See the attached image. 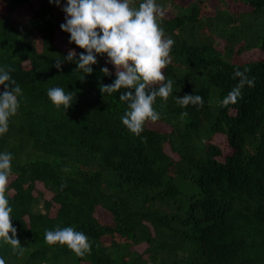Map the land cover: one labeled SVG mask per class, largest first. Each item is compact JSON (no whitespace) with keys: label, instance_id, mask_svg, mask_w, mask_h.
Masks as SVG:
<instances>
[{"label":"trees","instance_id":"16d2710c","mask_svg":"<svg viewBox=\"0 0 264 264\" xmlns=\"http://www.w3.org/2000/svg\"><path fill=\"white\" fill-rule=\"evenodd\" d=\"M204 1L187 6L167 1L176 13L159 23L175 43L163 73L174 84L167 102L157 98L154 108L161 115L155 123L171 129L153 130L146 122L141 136L147 141L142 142L121 122L127 105L119 96L125 90L110 95L99 90L116 78L115 72L102 73L104 55L97 56L91 75L76 71L75 62L63 63L59 71L54 66L68 53L54 43L60 22L56 4L3 0L0 67L12 69L23 95L9 131L0 136V152L13 155L9 188L14 191L6 196L17 239L26 248L19 256L0 242L5 264H178L180 253L183 264H264V0H233L250 8L248 15L256 21H244L257 28L251 41H246L244 23L236 25L245 13L235 17L225 9L205 16ZM200 25L220 34L222 50L205 29L208 40L187 37ZM224 28H238L237 34L229 37ZM83 51L77 47V60ZM246 51L260 56L231 61L233 54ZM197 68L212 69L205 84H197L191 73ZM237 69H249L254 86L246 85L235 103L222 107L238 83ZM53 87L76 93L66 112L48 99ZM212 89L218 91L215 105ZM185 94L202 96L203 107H180L176 98ZM185 111L188 116L181 121ZM220 137L228 154L215 141ZM65 167L70 171H62ZM36 183L51 194L49 199L35 196ZM98 208L109 215L107 222L95 215ZM57 225L89 237L91 254L80 258L67 246L48 245L45 230ZM161 231L159 248L151 251ZM140 245L143 249L136 250Z\"/></svg>","mask_w":264,"mask_h":264},{"label":"clouds","instance_id":"9594fccd","mask_svg":"<svg viewBox=\"0 0 264 264\" xmlns=\"http://www.w3.org/2000/svg\"><path fill=\"white\" fill-rule=\"evenodd\" d=\"M60 7V0H49ZM66 14L61 30L70 35V44L84 50L76 59L77 53L70 49L66 57L56 60L55 67L59 71L65 62H75L76 71L85 75L92 74V65L97 64V56L106 55L107 63L115 68V80L111 85L101 84L102 94H112L121 89L125 91L119 96L127 108L121 117L122 124L142 142L146 122L155 123L161 115L155 110L157 98L167 102L173 92L174 81L167 79L163 70L171 63L170 52L174 40L165 34L159 21L164 11L156 0H142L134 6V0H67L62 8ZM9 66L0 67V136L9 131L12 117L18 114L19 97L23 95L20 85L10 75ZM105 76L111 75L109 69H101ZM249 69L234 71L233 78H238L237 85L224 97L222 107L235 103L246 85L253 87L255 78H249ZM48 99L57 110H66L72 106L75 92L65 91L62 87L47 90ZM180 107L189 105L203 107V97L185 94L176 98ZM188 116L182 112L181 121ZM13 155L8 151L0 152V242L10 245L13 253L23 256L26 248L17 239V230L12 225L13 208L9 204L6 192L12 176ZM62 171L68 172L65 167ZM66 184L61 185V190ZM11 233V236L9 235ZM45 242L48 245L67 246L77 257L84 258L91 254L92 242L83 232L73 227L57 225L54 230H45ZM0 264L5 260L0 257Z\"/></svg>","mask_w":264,"mask_h":264},{"label":"rangeland","instance_id":"374dc122","mask_svg":"<svg viewBox=\"0 0 264 264\" xmlns=\"http://www.w3.org/2000/svg\"><path fill=\"white\" fill-rule=\"evenodd\" d=\"M169 0H156L157 4L160 5L164 11V16L165 18H172L174 16V14L176 13L175 11V7H173L171 5L170 2H167ZM191 1L193 0H174V2L178 5H183V6H187ZM197 1V0H196ZM66 2L67 1H61L60 2V7H57L55 6L54 7V14L59 18L60 22H59V29L56 31V35H55V38H54V43L55 45H57L59 48L63 49V50H66V51H69L70 49L76 51L77 50V46L75 44H70L69 43V40H70V36H66L62 30H61V27L60 25L65 23V16L66 14L63 12L62 8L63 6L66 5ZM142 0H134V6H136L135 3H141ZM38 4L39 3H36V1H34V7L37 8L38 7ZM204 5L207 7L205 9H203V12H204V15L205 16H209V15H213L214 12H217V11H221V10H225L227 9L229 14L232 15V16H235V17H239L241 15V13H245V15H242L240 17V20L236 21V25L238 26H241L243 25L242 23H244V26L246 27V29L244 30V33L247 34V39L246 41H251L250 39V35H252L253 38H256V36L258 35L257 33V28H253L252 26H249L248 24L246 23H254L256 22L255 19L252 17H249V13L250 12V8L246 7L245 5H243L242 3L240 2H235L233 0H227V3L223 4V3H219L218 0H205L204 1ZM179 7L176 8V10L178 9ZM187 8L185 7L184 10L182 12V14H185L187 13ZM5 14V9H4V5H3V0H0V16L4 15ZM261 20V19H259ZM246 23H245V22ZM218 25V23H217ZM208 31V34L209 36H211V38H209V36L207 37L206 35H204L205 33V30ZM237 29H226L224 28L223 31H225V34H228L229 37L233 35H236L237 34ZM185 31H187V27L186 25H184L182 28H181V31H180V36L181 37H184L185 36ZM222 32V31H221ZM62 33V34H60ZM64 34V35H63ZM192 34H194L195 36H198L199 38H203L204 40H208L209 38V41L211 43H214L217 46L218 49L222 50V45H221V42H218V39L216 38L217 37V34L218 33H211L209 31V27H206L205 25H200L199 28H197V31L196 32H188L187 33V37H191ZM222 35L223 32H222ZM218 36H220V34H218ZM215 37V38H214ZM34 42H35V46L37 47V49L40 48V38L35 35V38H34ZM217 40L216 43L214 40ZM219 39L221 40L222 37H219ZM235 50V48H234ZM260 54L257 52V51H246L240 55H237V54H233L231 56V61L233 63H243L245 61H248L250 59H257L259 58ZM102 65L104 67H107L109 69V71L111 72H115V68L110 64V63H107V56L104 55L102 57ZM212 71L211 68H208L206 70H201V69H194V71H192L191 73H193V76L197 78V84H202V83H206V79L208 77V74ZM218 91L216 89H212V93H211V96H210V102L212 105H215V102L217 101V98H218ZM147 127L148 128H151L153 130H162V131H169L171 128L167 125V124H163V123H147ZM216 143L221 146V148L223 149L224 153L225 154H228L229 153V148L225 145V142H224V138L223 137H220V138H216L215 139ZM11 179V177H10ZM10 194H12V191L9 192ZM35 196H37V193H42L43 194V198L44 199H49L51 197V194L48 193L43 187L41 184L39 183H36V189H35ZM96 216L98 217V219L102 222H107L109 220V215L103 213V210H101L100 208L96 209ZM54 213V210H52V214ZM150 230L152 231V229L150 228ZM168 233H171V230H168L167 231ZM140 233V232H139ZM163 232L161 231L160 232V237L157 238L159 239L158 242H156L154 244V247L152 248L151 251H156L157 248H159V243L161 241V239H163ZM173 241H174V238H173ZM143 245H140L138 247H136L135 249L138 250V251H141L143 249ZM180 257H178L177 259V263L178 264H183V258H184V255H182L180 253Z\"/></svg>","mask_w":264,"mask_h":264}]
</instances>
